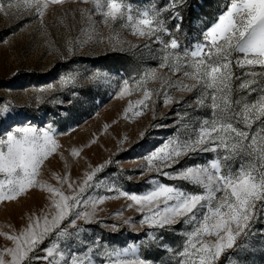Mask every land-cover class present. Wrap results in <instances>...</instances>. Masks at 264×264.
I'll use <instances>...</instances> for the list:
<instances>
[{
    "label": "snow or ice",
    "instance_id": "1",
    "mask_svg": "<svg viewBox=\"0 0 264 264\" xmlns=\"http://www.w3.org/2000/svg\"><path fill=\"white\" fill-rule=\"evenodd\" d=\"M66 3H90L91 9H80L82 19L91 21L98 15L100 20L94 23L103 24L111 33L127 29L131 35L159 46V65L132 82L123 80L116 98L138 94L137 99L128 100L124 110L129 120L148 111L155 117L161 100L164 107L179 105L173 113L178 117L173 126L179 127L144 157L146 167L141 176L154 172L157 177L185 182L197 190L150 178V187L144 192H127L116 180L98 175L111 161L86 170L78 180L71 179L70 172L51 173L55 183H50L43 179L46 162L56 155L65 159L54 130L51 126L15 127L0 136V204L16 201L34 189L46 193L47 203L39 214L29 216L18 234L0 232L13 245L0 252V264H33L37 260L46 264H152L140 255L136 242L113 249L101 237L85 239L89 229L79 222L102 223L99 205L121 197L131 202L129 209L141 214L139 226L150 230L139 243L150 240L173 252L175 264H220L222 257L232 259L225 256L228 250L247 249L248 238L256 231L264 232L254 229L264 218V0H232L203 34V40L190 46H181L167 26L169 18L163 16L166 7L134 12L129 0H30L25 10L43 25L50 8H63ZM10 9L11 4L7 10L0 5V12L7 14ZM171 18L178 20L174 27L179 31L182 17L175 13ZM144 47L152 50L150 44ZM67 51L74 54L76 49L69 47ZM98 78V74L92 77ZM76 83V77L69 75L61 77L58 88L39 91H63L68 85L74 90ZM156 83L159 87H149ZM185 93L193 98L185 100ZM36 101L44 102L40 96ZM187 109H205L207 114L195 117ZM8 113L7 106L0 109V115ZM69 151L75 159L83 148ZM207 153L214 156L205 163L176 167L185 158ZM65 164L67 168V161ZM101 190L115 195H100ZM114 215L122 217L121 212ZM123 223L131 225L133 221L128 218ZM107 227L113 231L119 228L116 224ZM163 232L179 233L183 238L180 246L169 248ZM46 240L49 246L40 248ZM240 240L244 242L238 244ZM37 250L44 255H35Z\"/></svg>",
    "mask_w": 264,
    "mask_h": 264
},
{
    "label": "rangeland",
    "instance_id": "2",
    "mask_svg": "<svg viewBox=\"0 0 264 264\" xmlns=\"http://www.w3.org/2000/svg\"><path fill=\"white\" fill-rule=\"evenodd\" d=\"M129 2L134 12L166 7L163 16L169 18L167 26L173 30L181 46H190L203 40V34L217 22L232 0H176L175 4L173 0ZM28 3L30 0H0V5L6 10L11 4L7 14L0 12V109L9 108L8 114L0 115V136L18 126L30 125L37 129L51 126L63 146L61 151L65 158L62 160L60 155H56L46 162L43 179L53 184L55 181L51 180V173L70 172L71 179L78 180L86 170L111 161L98 175L116 180L119 187L127 192H144L150 187L147 183L150 178L181 185L188 191L197 190L185 182L157 177L154 172L141 176L146 167L144 157L169 139L179 127L173 126V121L178 119L173 113L179 105L164 107L161 100L156 105L155 117L148 111L129 120L125 119L124 110L128 100L137 99L138 94L116 98L118 86L123 80L132 82L147 69L159 65L160 53L156 51L159 46L131 35L127 29L118 28L116 34L111 33L103 24L94 23L100 20L98 15L93 16L91 21L87 17L82 19L80 9H91L90 3H66L63 8L53 6L47 11L43 25L25 10ZM175 13L182 17L179 31L174 27L178 20L171 18ZM117 40L121 43L117 44ZM125 41L128 43H123ZM146 43L150 44L151 51L144 47ZM130 45L134 46L132 50H129ZM69 47L76 49L74 54L68 53ZM236 71L242 73L243 70ZM97 74L99 78L92 79ZM69 75L77 79L74 90L68 85L63 91H39L49 86L58 88L61 77ZM149 87H159V84H150ZM175 95L179 97L181 93ZM38 96L43 97V103H37ZM183 96L185 100L193 98L186 93ZM179 110L184 111L182 108ZM187 111L195 117L207 114L205 109ZM105 125L108 127L105 128ZM93 139L95 143H92ZM73 147L83 148L79 158L70 156L69 150ZM213 156V153H207L192 159L185 158L176 167L205 163ZM127 176L133 179L128 180ZM99 194L115 195L103 190ZM45 197L46 193L34 189L16 201L0 204V232L18 234L26 227L29 216L39 214L45 207ZM129 203L121 197L99 205L102 211H99L98 219L102 223L83 225L79 222L89 229L84 234L85 239L91 241L101 237L106 246L113 249L136 242L140 255L152 264H175L173 252L150 240H144L142 245L139 243L150 230L139 226L141 214L134 208L129 209ZM117 212H121L122 217L114 215ZM128 218L133 221L131 225L123 223V219ZM113 224L119 226L117 231L107 227ZM254 229L264 230V218L254 225ZM162 235L164 243L173 250L180 246L183 239L174 232H163ZM243 242L240 240L238 244ZM247 243V249L228 250L225 256L231 255L232 259L226 261L222 257L220 264H235L236 261L239 264H264V232L256 231ZM12 246L11 241L0 235V252ZM48 246L49 241L46 240L40 248ZM35 255L43 256L44 253L37 250ZM33 264H46V261L37 260Z\"/></svg>",
    "mask_w": 264,
    "mask_h": 264
}]
</instances>
